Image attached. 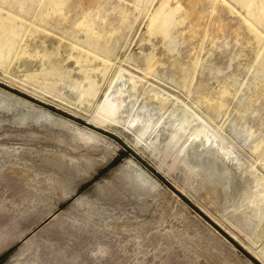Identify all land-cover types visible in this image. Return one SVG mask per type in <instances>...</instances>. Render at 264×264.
Here are the masks:
<instances>
[{
  "label": "rangeland",
  "instance_id": "1",
  "mask_svg": "<svg viewBox=\"0 0 264 264\" xmlns=\"http://www.w3.org/2000/svg\"><path fill=\"white\" fill-rule=\"evenodd\" d=\"M161 2L0 0V264H264V0Z\"/></svg>",
  "mask_w": 264,
  "mask_h": 264
},
{
  "label": "bare ground",
  "instance_id": "2",
  "mask_svg": "<svg viewBox=\"0 0 264 264\" xmlns=\"http://www.w3.org/2000/svg\"><path fill=\"white\" fill-rule=\"evenodd\" d=\"M250 1V0H249ZM169 0H162V2H161V5H159L160 6V8L158 7V12L157 13H155L156 15H153L154 17L151 19L152 20V24H150V25H152V27L153 28H157V29H164L165 27H166V25L168 24V21H169V18H170V14L169 13H171L170 12V8H169ZM171 4V3H170ZM1 20V19H0ZM151 27V26H150ZM152 28V29H153ZM87 61V60H86ZM10 97V96H9ZM107 97V96H106ZM10 99H11V97H10ZM6 100V99H5ZM13 100H11V102H12ZM9 102V101H8ZM28 105V104H27ZM110 105V104H109ZM106 107V106H105ZM30 108V107H29ZM103 109H105L104 108V106H103ZM118 109H119V107H118V105L117 106H108V109L106 110V111H104L105 112V116H108V115H111V116H116L117 115V111H118ZM33 110V109H32ZM33 112V111H32ZM103 112V113H104ZM32 115V114H31ZM34 115V114H33ZM40 116V115H39ZM43 116H46V115H43ZM31 117V116H30ZM37 117V116H36ZM42 117V116H41ZM41 117H39V118H41ZM101 118V117H100ZM106 118V117H105ZM104 118V119H105ZM116 118V117H115ZM114 118V119H115ZM46 119H48V118H46L45 117V120ZM51 119V118H50ZM106 119H108V118H106ZM111 119V118H110ZM113 119V120H114ZM43 120H44V118H43ZM42 120V121H43ZM51 121H52V119H51ZM111 121H112V119H111ZM39 122H40V120H39ZM47 123V122H46ZM50 123V122H49ZM53 123H55L54 121H53ZM52 123V124H53ZM134 123V122H133ZM57 124H58V121H57ZM151 124V123H150ZM150 124H146V126L143 128V130H142V132L140 133V136H139V139H142V138H144L145 136L146 137H148L147 135L149 134L148 132H149V130H150ZM132 126H134L133 124H130V127H132ZM174 134H176V138L177 137H179L180 135H181V131H179V130H176V132L174 133ZM173 138H174V135H173ZM180 138V137H179ZM179 138H178V140H179ZM195 139V138H194ZM177 140V139H176ZM173 143H175V142H173ZM173 143H171L170 144V146H171V148L173 147L172 145H174ZM188 143H189V141H188ZM193 145V144H192ZM188 148V147H187ZM183 149H185V146L183 147ZM182 149V150H183ZM173 150V149H172ZM184 151V150H183ZM186 152V151H185ZM184 152V153H185ZM219 154H221V155H224L225 157H228V153H226L225 152V150H223V149H219ZM181 153H182V151H181ZM183 153V154H184ZM142 175V174H141Z\"/></svg>",
  "mask_w": 264,
  "mask_h": 264
}]
</instances>
